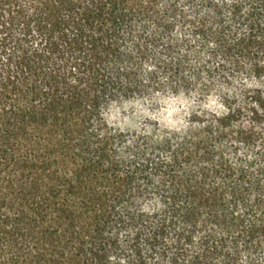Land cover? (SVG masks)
I'll return each mask as SVG.
<instances>
[{"label":"trees","instance_id":"16d2710c","mask_svg":"<svg viewBox=\"0 0 264 264\" xmlns=\"http://www.w3.org/2000/svg\"><path fill=\"white\" fill-rule=\"evenodd\" d=\"M0 264H264V0H0Z\"/></svg>","mask_w":264,"mask_h":264}]
</instances>
